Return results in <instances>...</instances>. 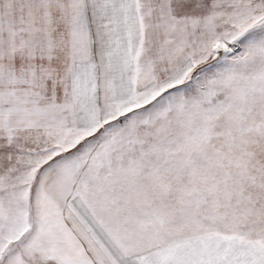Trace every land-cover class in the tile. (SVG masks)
Returning <instances> with one entry per match:
<instances>
[{
  "label": "snow or ice",
  "instance_id": "obj_1",
  "mask_svg": "<svg viewBox=\"0 0 264 264\" xmlns=\"http://www.w3.org/2000/svg\"><path fill=\"white\" fill-rule=\"evenodd\" d=\"M0 264H264V0H0Z\"/></svg>",
  "mask_w": 264,
  "mask_h": 264
}]
</instances>
